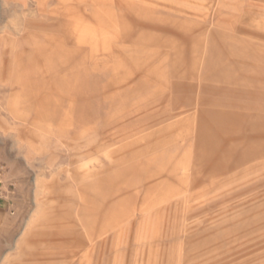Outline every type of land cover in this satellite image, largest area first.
I'll use <instances>...</instances> for the list:
<instances>
[{
	"label": "rangeland",
	"instance_id": "obj_1",
	"mask_svg": "<svg viewBox=\"0 0 264 264\" xmlns=\"http://www.w3.org/2000/svg\"><path fill=\"white\" fill-rule=\"evenodd\" d=\"M0 264H264V0H0Z\"/></svg>",
	"mask_w": 264,
	"mask_h": 264
},
{
	"label": "built area",
	"instance_id": "obj_2",
	"mask_svg": "<svg viewBox=\"0 0 264 264\" xmlns=\"http://www.w3.org/2000/svg\"><path fill=\"white\" fill-rule=\"evenodd\" d=\"M2 172H3V166L0 165V182H1V175H2ZM3 197H4L3 190H2V188L0 187V201L3 199Z\"/></svg>",
	"mask_w": 264,
	"mask_h": 264
}]
</instances>
